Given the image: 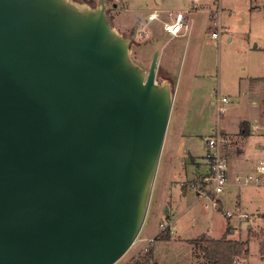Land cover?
<instances>
[{
  "label": "water",
  "instance_id": "95a60500",
  "mask_svg": "<svg viewBox=\"0 0 264 264\" xmlns=\"http://www.w3.org/2000/svg\"><path fill=\"white\" fill-rule=\"evenodd\" d=\"M85 5L0 0V264H113L146 216L171 86Z\"/></svg>",
  "mask_w": 264,
  "mask_h": 264
},
{
  "label": "rangeland",
  "instance_id": "374dc122",
  "mask_svg": "<svg viewBox=\"0 0 264 264\" xmlns=\"http://www.w3.org/2000/svg\"><path fill=\"white\" fill-rule=\"evenodd\" d=\"M75 1L90 6L92 3L98 4V0ZM104 2L110 23L118 33L124 37L136 33L129 46V54L141 69L147 72L155 50L162 52L163 56L162 50L168 52L167 79L173 93L172 108L161 151L162 158L160 156L138 240L147 235L145 232L149 225L148 231L151 233L148 235L154 236L159 229V221L165 218H154L161 178L167 185L169 181H176L171 190L164 187V191L169 203L175 206L178 220L174 228L178 229L181 236L192 237L199 232H209L212 237L201 233L194 239L202 236L220 238L229 223L234 234L231 232L227 238L246 240L250 228L247 256H236L234 261H245L247 258L245 264H264L258 252L264 243V213L256 214L264 212V184L241 187L228 184L215 199L200 197L189 186L185 194L181 192V184L185 182L188 185L187 181H192L197 169L190 158L199 159L205 155V136L217 128L234 131L241 118L256 123L259 108L252 104V100H256L257 90L251 88L249 76L259 75L264 69V0H198V8L190 13L188 34L176 37L163 31L162 20H168L169 13L177 9L191 8V0H164L160 6L153 4V0ZM153 7L161 11L159 18L147 24L144 18ZM216 7L220 12L212 18L209 10ZM197 9L203 10L196 12ZM138 16H141L139 21L136 19ZM213 21H219L220 26L214 25ZM212 31L218 32L217 38L211 36ZM165 65L166 60L162 57L156 68L155 80L158 84L163 83L161 76ZM222 96H226L229 102L225 104L226 111L218 114L217 100ZM169 146L173 152L169 153L165 161ZM228 168L231 181L234 173L231 161ZM251 169L247 168L246 173ZM216 201L218 204L215 205ZM227 211L235 214L227 217ZM239 212L247 213V217L240 218L237 215ZM167 235L156 238L147 252L139 251L140 244L137 241L113 264H134L156 247L154 259L159 264H193L197 260L198 263L205 262L198 245H194L193 254L189 243L165 242Z\"/></svg>",
  "mask_w": 264,
  "mask_h": 264
},
{
  "label": "crops",
  "instance_id": "0c3cea01",
  "mask_svg": "<svg viewBox=\"0 0 264 264\" xmlns=\"http://www.w3.org/2000/svg\"><path fill=\"white\" fill-rule=\"evenodd\" d=\"M163 1L164 0H153V2H154L153 4L160 6L163 4ZM191 1H192L191 7L195 6L196 8H198L197 3L193 2V0H191ZM154 10H157V8L153 7V9H151L150 11L147 12L146 17L145 18L143 17L145 20L147 19V24L149 21L155 20V19H153V20L148 19V15L151 12H153ZM179 10L180 9H177V11H179ZM202 10L203 9H197L196 12H199ZM157 11L159 13L161 12L160 10H157ZM189 17H190V14H189ZM139 18H141V16L136 17L137 21H139ZM158 18H159V16H158ZM162 21H164V20H162ZM185 34H188V32ZM162 51H164L165 56H163L162 52L158 51L157 64L159 66L160 60L162 59V57H164V59L166 60V65H165L166 68L163 70V74H162L161 78H162V82H168L170 84L169 80L167 79L168 78V76H167L168 65H169V63H168V52L166 50H162ZM156 74H157V72H156ZM258 74L259 75L249 76L250 77L249 83L251 85V88H254L257 90V92L255 93L256 100H252V104L259 108L258 116H257V118H255L256 123L254 121L253 122L249 121L247 118H241V119H238V126H237L236 130H234V131H230V132L228 131L227 132L224 129L219 128V130L222 133L227 134L229 137V142L226 146V150L228 147L229 148L227 151L226 150L225 151L228 154L230 153L229 155L227 154V159H228V163H229V161H231V168H232V171L234 172L233 177H231V181H230L229 175H228L229 185L234 184V185H239L240 187L241 186H247L250 184L257 185L256 183H253L252 180L256 176L255 174L257 173V167H258L260 161L264 158V82H263L264 81V69L262 72H260ZM170 86H171V84H170ZM262 95H263V99H261ZM241 129H243V131H244L243 133L241 132ZM172 152L173 151H172L171 147L169 146L168 153L165 156V161L168 159L169 153L172 154ZM161 158H162V156H161ZM190 159L195 165H197V169L195 171V175L192 178V180L197 179V178L203 176L205 173H207V164L205 162L204 155L199 159H195L194 157H192ZM252 159H254L255 161L253 162ZM247 168H252L251 169L252 171L250 170V172L246 173V171H248ZM244 179H247L246 184L239 182V180H241V182H243ZM187 182H189V181H187ZM168 183L169 184L167 185L163 180L161 181V178L159 179L158 192H157V196H156L157 206H156V209L154 211V218L155 217L161 218L162 216H164L165 218H167L171 222V231L167 235V237L164 238L165 242L173 241V242L189 243V245L191 246L190 247L191 251L194 254V252H193L194 244L190 243V240L194 239L196 236H198L201 233H205L208 235H210V234H209V232H199L195 236H192V237L186 236L185 237V236H181L178 233V231H177L178 229L176 230L174 228V225L178 220V214L175 213V206H172L169 203V198H167L166 191H164V187L165 188L167 187L169 190H171L175 186L176 181H169ZM186 184L187 183H185V182L183 184H181L182 185L181 186L182 187L181 192H183V194L186 193V190L188 189L187 187L189 186V183H188V185H186ZM189 188H190V186H189ZM217 201L219 202V199H217ZM217 201L215 202V205L218 204ZM258 213L263 214L264 212H257L256 214H258ZM150 226L151 225H149V227ZM226 227L229 228V234L231 232H232V234H234L233 229H231L232 226H230L229 223H227ZM148 228L146 230L147 233L145 232V234H147V235H144V237H146V236L152 237V236L148 235L149 233H151V231H148ZM250 231L251 230L249 228L247 230V238H246L247 241L250 240V237H249ZM213 238H215V237H213ZM215 239H217V238H215ZM242 241H245V240H242ZM156 249H157V247L155 249L151 250L152 254H153L152 259L156 264H159V263H157V260L154 259V254L156 252ZM135 252L133 254H135ZM258 252H259V248H258ZM259 257H260V254H259ZM246 259L247 258H245V262H246ZM262 262L264 263V261H262ZM193 264H199L198 260H197V262H194Z\"/></svg>",
  "mask_w": 264,
  "mask_h": 264
},
{
  "label": "built area",
  "instance_id": "2783aa9c",
  "mask_svg": "<svg viewBox=\"0 0 264 264\" xmlns=\"http://www.w3.org/2000/svg\"><path fill=\"white\" fill-rule=\"evenodd\" d=\"M197 3L198 0H193ZM196 7H191L184 10L175 11L174 13H169V19L162 22V29L168 35L176 37L182 35L183 33L189 32L190 23H189V14L195 10ZM220 12L219 9L211 8L209 13L214 18L216 13ZM159 12L154 10L148 15L149 20L158 19ZM214 25L220 26L219 21H213ZM211 36L214 38L218 37V32L212 31ZM217 112L223 113L226 111L225 104L228 103V98L223 96L217 100ZM205 146L206 151L204 155L205 162L207 164V173L203 176L189 181L190 188H193L195 192L200 197H209L215 199L218 194L222 193L225 187L229 184L228 181V159L225 153V147L229 142V137L227 134L222 133L218 128L212 131V134L205 136ZM240 183H247V179H244L243 182L239 180ZM256 184H264V158L260 161L257 167V174L252 180ZM235 213L227 211V217L233 216ZM240 218L247 217L246 213L239 212L237 214ZM159 229L156 234L152 237H142L138 240V237L135 238L132 245L137 241L140 244L139 251L147 252L153 245L156 238H161L165 234L171 231V222L167 219H161L159 221ZM131 245V246H132ZM234 264H245V261L235 260Z\"/></svg>",
  "mask_w": 264,
  "mask_h": 264
},
{
  "label": "trees",
  "instance_id": "16d2710c",
  "mask_svg": "<svg viewBox=\"0 0 264 264\" xmlns=\"http://www.w3.org/2000/svg\"><path fill=\"white\" fill-rule=\"evenodd\" d=\"M92 3V6H95ZM110 20V19H109ZM243 133V129H241ZM229 228L226 227L224 234L220 238H204L190 240V243L198 245L202 252L205 262L199 264H233L234 258L239 255H247L248 241L232 240L227 238ZM259 254L264 261V243L259 248ZM152 251L143 256V259H137L134 264H156L153 261ZM152 259V260H151Z\"/></svg>",
  "mask_w": 264,
  "mask_h": 264
},
{
  "label": "bare ground",
  "instance_id": "6f19581e",
  "mask_svg": "<svg viewBox=\"0 0 264 264\" xmlns=\"http://www.w3.org/2000/svg\"><path fill=\"white\" fill-rule=\"evenodd\" d=\"M68 6H72L74 8L80 9V11H86L88 10V7L85 4L82 3H77L73 0H64Z\"/></svg>",
  "mask_w": 264,
  "mask_h": 264
}]
</instances>
